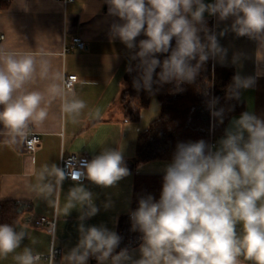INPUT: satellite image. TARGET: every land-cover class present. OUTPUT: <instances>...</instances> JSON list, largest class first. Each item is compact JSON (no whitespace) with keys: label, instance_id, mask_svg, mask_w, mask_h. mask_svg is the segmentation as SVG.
Returning <instances> with one entry per match:
<instances>
[{"label":"clouds","instance_id":"clouds-1","mask_svg":"<svg viewBox=\"0 0 264 264\" xmlns=\"http://www.w3.org/2000/svg\"><path fill=\"white\" fill-rule=\"evenodd\" d=\"M105 3L108 15L116 18L110 38L119 39L129 50L126 71L137 73L132 82L137 91L151 94L153 85L164 84L183 91L181 86L195 83L210 59L226 61L228 49L218 36L229 32L255 41L257 59L264 60V0ZM206 15L231 23L217 34L207 26ZM141 35L145 38L137 41ZM241 56L234 53L232 63H239ZM132 61H136L134 66ZM38 77L47 81L42 90L31 87ZM75 80L53 68L43 55L38 60L34 52L0 45V137L4 142L35 144L33 130L49 118L54 101H59L64 117L76 123L88 105L77 95ZM255 83V77L237 73L226 96L239 100L242 90ZM218 103L217 97L207 100L211 117L223 124L225 109H217ZM89 116L99 117L100 112L90 111ZM73 159L67 172L55 163H45L30 185L48 207H55L63 194L66 203L58 218L72 210L79 213L78 241L62 254L59 264H89L90 258L97 264H264V117L244 111L229 122L215 144L204 139L176 144L163 169L159 199L152 194L141 196L129 213L131 230L141 233L139 258L128 248L116 251L122 240L116 231L104 224H86L100 207L82 181L109 189L128 177L122 147L101 146L91 160ZM68 178L73 186L65 193L63 184ZM102 207L105 211L112 208V200H105ZM50 235L45 255L37 250L38 241L25 220L0 223V259L11 257L13 264H57L55 237ZM25 239L30 244L25 245Z\"/></svg>","mask_w":264,"mask_h":264},{"label":"crops","instance_id":"crops-1","mask_svg":"<svg viewBox=\"0 0 264 264\" xmlns=\"http://www.w3.org/2000/svg\"><path fill=\"white\" fill-rule=\"evenodd\" d=\"M115 20L108 15V5L105 6L101 0H74L69 3L63 0H0V45L13 51L34 52L38 60L43 55L53 68L62 71L65 76L77 75L76 93L88 105L78 121L72 123L61 113L59 101L52 102L49 118L33 130L42 138L41 146L34 155L27 152L25 143L6 144L4 138L0 137V205L3 202L17 204L18 220L30 224L31 235L38 241L36 248L45 255L52 233L55 247L62 254L75 246L79 236V213L72 210L68 216L60 215L58 218L57 213L63 212L66 203L63 194L58 197L55 207H48L32 193L30 185L35 183V173L42 165L55 163L61 167L64 155L92 159L100 153L101 146H121L130 171L128 177L109 189L82 181L93 192L95 202L100 207L99 213L88 219L86 224H104L117 232L120 217L132 210L135 175L163 174L165 165L170 162L150 161L156 164L145 168L147 165L143 164L149 162L137 164L134 161L138 136L144 132L138 124L147 109L141 111L137 121H133L126 117L122 105L117 106L125 88L130 52L119 39L110 38V26ZM206 22L209 29L218 34L231 20L220 22L206 15ZM74 37H80L86 43V48H76L64 54V47L70 45ZM139 39L141 36L137 41ZM218 39L228 49L227 59L223 64L214 60L213 63L231 67L241 76L256 78L254 87L242 90V112L251 111L264 117V60L257 59V43L248 37H236L231 32L224 37L218 36ZM234 53L242 54L237 64L232 63ZM46 83L38 77L31 87L42 90ZM154 100L160 105L156 98L152 102ZM94 110H99V117L89 116V112ZM240 114L232 116L226 127ZM72 186L73 182L66 179L64 192ZM109 198L113 207L105 211L102 204ZM42 217L54 221L55 227L37 228L35 221ZM24 244L28 245L30 241L25 239ZM138 248L129 250L136 258H139ZM62 254L56 259L57 264ZM0 264L13 262L9 257L0 259ZM89 264H97V261L90 258Z\"/></svg>","mask_w":264,"mask_h":264},{"label":"trees","instance_id":"trees-1","mask_svg":"<svg viewBox=\"0 0 264 264\" xmlns=\"http://www.w3.org/2000/svg\"><path fill=\"white\" fill-rule=\"evenodd\" d=\"M105 3V0H101ZM145 37L141 35V39ZM174 45V41L172 42ZM163 55L160 59H163ZM136 61H133V66ZM159 71V69H157ZM134 71L126 75L125 88L121 96V103L126 117L137 121L142 110L148 109L154 98L161 106L159 116L154 119L149 128L140 133L137 139L135 163L150 161H171L178 142L197 141L204 139L210 143L211 139H219L230 118L243 111L244 105L239 100L228 99L226 90L232 83L236 72L231 67L218 66L209 60L202 68L197 80L193 84H183V91H174L173 84L163 86L153 85V93L143 89L137 91L133 87ZM210 82L211 86H208ZM207 92V95H205ZM211 97L219 98L217 109L224 108V123L219 124L211 117L207 100ZM137 103V108H135ZM163 174H136L134 177L132 210L138 206L141 196L152 194L159 199ZM131 210V211H132ZM19 212L14 202H3L0 205V223H13L18 220ZM132 224L129 213L122 215L118 221L117 234L122 237L119 252L123 248L129 250L140 245L141 233L131 230Z\"/></svg>","mask_w":264,"mask_h":264},{"label":"built area","instance_id":"built-area-1","mask_svg":"<svg viewBox=\"0 0 264 264\" xmlns=\"http://www.w3.org/2000/svg\"><path fill=\"white\" fill-rule=\"evenodd\" d=\"M63 1L65 3H69V2H73L74 0H63ZM1 38H3V37H1ZM76 48H78L80 50H84L86 48V43L80 37H74L72 39L71 44L64 47V54L69 53V52H71L72 50H74ZM66 77H76L75 84L78 82L77 75H68ZM33 135L36 138V143L32 144L31 146H29L27 143H25L26 150L31 155L35 154V152L37 151V149H39V147L41 146V143H42V138H41V136L39 134H37V133H35L33 131ZM31 138L32 137L30 136L29 139H31ZM216 142H217V140L212 138L211 141H210V144H215ZM74 157L76 159L80 160V161L91 160V159H89L87 157H78L76 155H64L62 157V161H61V168H64L65 171L67 172L69 163L70 162L71 163L75 162L74 159H73ZM78 167H79V165H78ZM68 180L72 181L70 178H68ZM35 226L37 228H43L45 226H51L52 228H54L55 227V222L54 221H50V220H48L45 217H42V218H40V219L35 221ZM55 252H56V257L55 258L58 259L59 256L62 254V251L59 248L55 247Z\"/></svg>","mask_w":264,"mask_h":264},{"label":"rangeland","instance_id":"rangeland-1","mask_svg":"<svg viewBox=\"0 0 264 264\" xmlns=\"http://www.w3.org/2000/svg\"><path fill=\"white\" fill-rule=\"evenodd\" d=\"M122 105L121 101L118 103V107ZM160 113V105L154 100L151 102V106L145 110L142 114V121L138 124V127H142L143 131L147 130L151 124V121L158 117ZM156 163L149 162L148 164L144 163L143 165H147L145 168L155 165ZM162 171H157L160 173Z\"/></svg>","mask_w":264,"mask_h":264}]
</instances>
